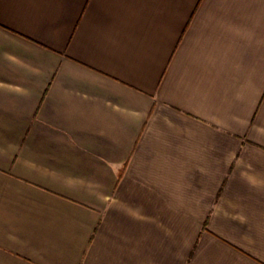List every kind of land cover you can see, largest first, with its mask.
Masks as SVG:
<instances>
[{
	"label": "crops",
	"instance_id": "1",
	"mask_svg": "<svg viewBox=\"0 0 264 264\" xmlns=\"http://www.w3.org/2000/svg\"><path fill=\"white\" fill-rule=\"evenodd\" d=\"M0 264H264V0H0Z\"/></svg>",
	"mask_w": 264,
	"mask_h": 264
}]
</instances>
